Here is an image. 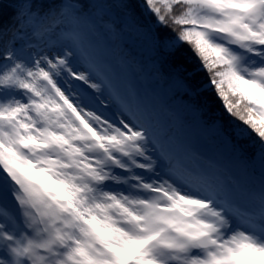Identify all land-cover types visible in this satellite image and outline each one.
<instances>
[{
  "label": "snow or ice",
  "instance_id": "6c2138e0",
  "mask_svg": "<svg viewBox=\"0 0 264 264\" xmlns=\"http://www.w3.org/2000/svg\"><path fill=\"white\" fill-rule=\"evenodd\" d=\"M0 11V264H264V0ZM125 28L186 87L175 57L191 52L233 122L211 123L227 157L115 72L102 37Z\"/></svg>",
  "mask_w": 264,
  "mask_h": 264
},
{
  "label": "rangeland",
  "instance_id": "374dc122",
  "mask_svg": "<svg viewBox=\"0 0 264 264\" xmlns=\"http://www.w3.org/2000/svg\"><path fill=\"white\" fill-rule=\"evenodd\" d=\"M102 40L108 45L107 59L115 72L122 80L134 85L141 94L159 101L164 106L165 110L162 116L166 120H168L169 114L174 117L173 124L180 138L195 143L208 155L222 154L225 157L229 155V146L220 141L215 128L211 126L212 121L222 123L219 118L212 115H210L211 117L203 114L201 116L194 115L192 104L181 93L172 88V85L168 82V77L158 75L153 71L155 58L149 60L146 64H142L140 57L132 54L129 49L124 47L125 38L123 33L118 37L105 36L102 37ZM138 40L142 44H147L145 38H138ZM134 41H136V38H134ZM128 42L130 44V41ZM232 124L231 121L229 127ZM248 143L247 138L241 141V144L247 145ZM235 170L239 172L240 168L237 167ZM256 173L258 176V165Z\"/></svg>",
  "mask_w": 264,
  "mask_h": 264
},
{
  "label": "trees",
  "instance_id": "16d2710c",
  "mask_svg": "<svg viewBox=\"0 0 264 264\" xmlns=\"http://www.w3.org/2000/svg\"><path fill=\"white\" fill-rule=\"evenodd\" d=\"M9 14V12L0 11V23L6 22ZM110 15L112 19H117V13L115 11L111 12ZM122 33L125 38V42L123 43L124 47L129 49L132 54L140 57L142 64H146L149 60L155 58V54L151 51L148 44H142L138 40V38L144 39L143 35L135 30L127 28H125ZM134 38H136V41H134ZM128 41H130V44H128ZM175 63L179 64L185 71L187 87L183 82L175 78L168 77V82L172 85L174 90L181 93L183 97L192 104L194 115L201 116L203 114L208 117L212 115L213 117H218L219 121L222 123L227 122V126H230L231 121H229L230 119L224 113L222 102L214 94V91L208 87L206 74L200 71L191 52L187 50L181 51L175 57ZM193 89L195 92L192 91ZM193 105H195L198 110H194ZM168 120H170L169 115ZM170 121L173 123V119Z\"/></svg>",
  "mask_w": 264,
  "mask_h": 264
}]
</instances>
